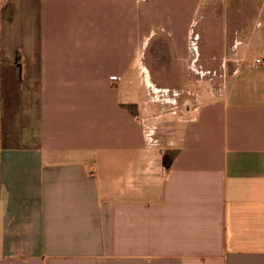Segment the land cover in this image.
<instances>
[{
    "label": "crops",
    "instance_id": "obj_1",
    "mask_svg": "<svg viewBox=\"0 0 264 264\" xmlns=\"http://www.w3.org/2000/svg\"><path fill=\"white\" fill-rule=\"evenodd\" d=\"M205 2L0 0V264H264V29Z\"/></svg>",
    "mask_w": 264,
    "mask_h": 264
},
{
    "label": "rangeland",
    "instance_id": "obj_2",
    "mask_svg": "<svg viewBox=\"0 0 264 264\" xmlns=\"http://www.w3.org/2000/svg\"><path fill=\"white\" fill-rule=\"evenodd\" d=\"M203 8H211L210 10H213L214 8H221L223 10H226L225 13L219 11L217 13V16L216 14H214V12L208 13V15L210 16V21H207L205 24H203L206 30L202 35V41L203 44H205L202 47H205V51H208L210 53L219 52L220 43L223 42L222 40L226 37L227 34L230 33L229 35H231V33L233 32L232 27L234 26V24L238 25L239 29L242 30H245V28L249 26L250 34H253L255 32V35H257V33L259 34V31L264 29V27L262 26L253 28V26L251 27L250 25L255 22V20L253 19H257L258 17H260V19L262 18V14L260 13V11L262 12V10L264 9V0H206ZM4 12H6V8L3 9V13ZM31 22V28L33 34L35 35L34 16H32ZM243 25L245 27H243ZM238 39L239 42L245 41V37H240ZM251 44L252 43L250 42V46H248V49L250 50H248V52L244 50L242 46V53L247 54V60L253 59L256 56L261 57L262 55H264L263 53L261 54V52H257L258 50L256 51V48H254V46ZM244 47L245 49L247 48V46ZM206 73L207 76H210V74L215 75V70L213 68H209ZM214 82L215 81L211 83ZM194 95H196L194 98H197V95L200 94L191 93L192 97L189 96L188 100H190L192 103ZM212 95H214V93H212ZM186 96L188 97V94ZM35 105V93H32L33 110Z\"/></svg>",
    "mask_w": 264,
    "mask_h": 264
},
{
    "label": "built area",
    "instance_id": "obj_3",
    "mask_svg": "<svg viewBox=\"0 0 264 264\" xmlns=\"http://www.w3.org/2000/svg\"><path fill=\"white\" fill-rule=\"evenodd\" d=\"M264 64V62L262 61V60H255V62H254V65H256V66H260V65H263Z\"/></svg>",
    "mask_w": 264,
    "mask_h": 264
}]
</instances>
